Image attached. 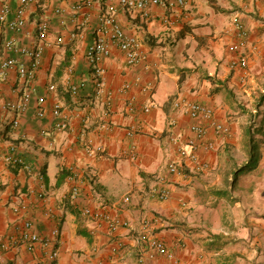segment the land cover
<instances>
[{"label":"crops","instance_id":"crops-1","mask_svg":"<svg viewBox=\"0 0 264 264\" xmlns=\"http://www.w3.org/2000/svg\"><path fill=\"white\" fill-rule=\"evenodd\" d=\"M84 1L31 0L20 30L0 22V74L4 71L6 75L0 77V155L14 146L28 166L20 169L0 159V245L16 221L32 217L43 236L50 235L58 224V264H98L100 258L108 259L105 264H140L138 241L131 228L111 232L107 223L96 225L82 214L88 206L104 207L136 228L143 220L158 217L153 231L175 257L161 256L155 264H264V211H258L264 206V190L251 191L254 204L247 208L245 196L234 195L240 189L238 184L232 188L228 183L234 176L227 177L225 160L238 136V123L232 116L237 91L264 72L262 1L188 0L171 17L172 24L165 21L170 9L162 5L151 7L146 18L124 11L119 0H91V6L82 5ZM20 4L21 0H0V10L9 6L10 21ZM111 4L116 6L123 28L140 39L145 58L130 66L115 45L111 56L97 65L101 69L98 75L87 50L101 14ZM44 18L49 23L47 41L38 37V23ZM236 18L249 30L247 69L230 67L228 45L236 39ZM60 36L64 38L61 44L56 42ZM7 40L14 41L17 48L7 49ZM37 45H42L43 52L33 83L16 68L2 67L3 60L10 58L30 65L32 58L22 54L19 46ZM98 80L103 82L102 89ZM31 83L29 104L19 126L13 127L15 113L5 105L17 100ZM51 83L57 87L55 92L47 91ZM74 86L77 95L71 93ZM46 93L47 113L39 117L38 98ZM178 96L213 108L215 119L232 129L230 135H223L209 126L207 139L215 148L198 150L209 168L196 169L184 159L187 177L168 172L169 163L178 160L171 130L183 143L195 138L190 126L196 121L173 109ZM57 100L71 116L67 130H54L58 118L52 107ZM130 101L135 103L134 112L128 109ZM87 142L94 148L90 154L85 150ZM99 146L104 151H97ZM133 150L136 159L131 157ZM73 168H78V180L71 176ZM77 182L80 191L73 198L71 189ZM163 185L171 188L172 196L160 201L152 189ZM40 192L45 195L42 200L37 197ZM127 194L130 201L123 204L121 199ZM227 201L241 204L237 230L222 206ZM17 203H25L27 210L15 212ZM49 209H56L59 223L47 215ZM115 239L123 247L112 255ZM178 241L185 246L181 248ZM0 255V264H37L44 250L29 252L20 247L4 252L0 246Z\"/></svg>","mask_w":264,"mask_h":264},{"label":"built area","instance_id":"built-area-1","mask_svg":"<svg viewBox=\"0 0 264 264\" xmlns=\"http://www.w3.org/2000/svg\"><path fill=\"white\" fill-rule=\"evenodd\" d=\"M30 1L31 0H21L20 7L17 9L15 17L10 21L7 20L10 8L8 5H4L0 10V22L5 23L13 30H20L26 23L27 7ZM187 1L188 0H119V3L120 7L124 11L128 13H140L146 18L150 16L151 7L157 5L165 6L170 9L165 21L172 24L173 20H171V17H173L178 9L184 8ZM261 1L264 4V0ZM82 5L91 6L92 1L86 0ZM117 14V8L114 4H111L108 7V10L101 14L99 24L94 29L93 39L87 50L88 61L90 64L97 67L96 71L98 75L101 74V69L98 68L97 65L105 58L111 56L112 47L115 45L123 51L127 64L130 66L137 64L145 58V55L140 50V39L137 35L128 33L123 28ZM233 27L234 32L236 33V39L228 45V50L232 53L230 67L232 69H247L249 65V54L245 51V49L249 39V30L243 22L237 18L233 21ZM49 34V23L47 19L44 18L38 23V37L41 41H47L49 39ZM63 41L64 38L62 36L57 37L56 39V42L59 44ZM5 47L7 49H16L17 45L14 41L7 40L5 42ZM19 51L32 58L30 65H24L19 60L10 58L3 60L2 67L4 69L16 68L22 78L33 83L41 67L43 47L42 45H37L35 47L19 46ZM0 77L5 79L6 75L4 71L0 74ZM98 87L99 89H102L103 87V82L101 80H98ZM127 87H129V85L125 86V88ZM32 89V86L29 87L28 90L24 91L17 100L6 103V108L15 113V117L12 120L13 127L19 126L21 114L26 110L31 99ZM56 90L57 87L55 83H51L47 87L48 92H55ZM71 93L73 95H77V87H72ZM108 96H111V93H109ZM46 100L47 93L39 96L38 98L37 115L39 117H44L47 113L45 106ZM172 105L174 110L182 111L196 121L190 126V129L195 133V138L189 139L185 143L182 142L180 135L172 133V130L170 133V139L178 146V160H174L169 163L168 172L173 175L187 177L189 175V170L185 163L182 162L184 159H188L194 163L196 169L206 170L209 168V164L201 161L198 155V150L200 148L208 150L215 148V143L207 139L209 126L214 127L218 133L223 135H230L232 133V129L229 124L218 122L214 117V109L205 104L178 96L173 100ZM149 108L150 106L146 107L145 110L148 111ZM128 109L130 112H134L136 110L134 101L129 102ZM52 112L58 118V122L54 130H67L70 126L69 122L71 116L64 109L63 104L59 100L55 101L52 107ZM199 120H205L207 121V124L201 123ZM170 123L174 126L176 119H171ZM96 149L100 152L104 151L103 146H99ZM85 150L89 154L93 152L94 148L91 142H87L85 144ZM131 157L133 159H136L137 157L134 150L131 153ZM0 159L12 166L19 167L20 169L28 168L24 160L18 155L16 147L14 146H12L4 154L0 155ZM71 176L75 180L79 179L78 168L72 169ZM79 191L80 184L77 182L71 189V196L75 198L79 194ZM152 195L156 199L164 201L172 196V190L169 186L163 185L161 187L153 188ZM44 196V193L40 192L37 197L39 200H42ZM130 198V195L127 194L122 197L121 202L123 204L128 203ZM27 208L28 207L25 203H17L13 207L14 211L17 213H22L26 211ZM82 214L96 225L107 223L111 232H115L119 228H131L132 232L137 237L139 246L138 261L140 264H155V261L161 256L169 259H173L175 257L174 251L163 239L155 235V232L153 231L154 224L158 220V217L145 219L142 221L140 227L136 228L131 225L129 220L122 219L117 215L113 216L108 208H93L88 206L82 210ZM47 215L59 223L60 215L56 213V209H49L47 211ZM92 233L96 235L95 228L92 229ZM59 234L60 228L57 224L51 229L50 235L43 236L36 229L35 220L32 217H25L16 221L12 230L6 234L0 246L4 252L20 247L25 248L29 252H34L38 248H41L44 250V255L37 261V264H58L60 259V250L58 247ZM112 242L111 254L117 255L123 247V242L119 239H115ZM178 245L181 248L185 246L182 241H178ZM93 251L96 252L97 247H95ZM2 259L3 255H0V261ZM106 261H108V259L100 258L98 260V264H105Z\"/></svg>","mask_w":264,"mask_h":264},{"label":"rangeland","instance_id":"rangeland-1","mask_svg":"<svg viewBox=\"0 0 264 264\" xmlns=\"http://www.w3.org/2000/svg\"><path fill=\"white\" fill-rule=\"evenodd\" d=\"M259 75L260 77L248 81L237 91L235 109L232 110L233 119L238 123V136L234 148L231 149L232 154L235 155L240 164L248 160L246 142L248 130L251 127L253 136L257 140L256 152L260 155L258 162L253 168L248 169L246 165H243L242 170L235 176V182L240 189L237 192L235 191L234 195H237V197L245 196V202L249 203L246 207L250 209L253 208L254 204V201L250 198L251 191L264 190V163H261L264 158V121L260 120V112L264 111V72ZM240 205L230 201L222 204L228 210L229 216L234 220L231 222H233L232 225L236 230L240 228V224L237 222L241 217ZM259 207V212L264 211V206ZM235 222L237 225H235ZM235 229H232V231Z\"/></svg>","mask_w":264,"mask_h":264},{"label":"trees","instance_id":"trees-1","mask_svg":"<svg viewBox=\"0 0 264 264\" xmlns=\"http://www.w3.org/2000/svg\"><path fill=\"white\" fill-rule=\"evenodd\" d=\"M260 120L264 121V111L262 110L260 112ZM246 146L248 148V153L247 157L248 160L245 161L244 163H239L238 159L235 157L234 154H232L231 149L229 150L228 154L229 157L226 160L227 162V177L229 178L231 176V174L234 176L233 180H228V183L230 182L232 184V188L234 187V183H235V176H237V174L242 170V166L246 165V168H253V166L258 162V159L260 158V155H258V153L256 152V148H257V140L254 138L253 133L251 131V127H249L248 130V139L246 142Z\"/></svg>","mask_w":264,"mask_h":264}]
</instances>
